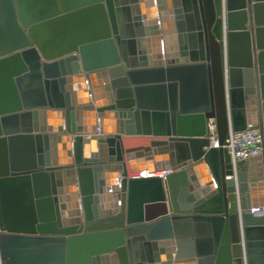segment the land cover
I'll return each mask as SVG.
<instances>
[{
    "label": "water",
    "instance_id": "water-1",
    "mask_svg": "<svg viewBox=\"0 0 264 264\" xmlns=\"http://www.w3.org/2000/svg\"><path fill=\"white\" fill-rule=\"evenodd\" d=\"M171 3L0 0V264H264V0Z\"/></svg>",
    "mask_w": 264,
    "mask_h": 264
},
{
    "label": "built area",
    "instance_id": "built-area-1",
    "mask_svg": "<svg viewBox=\"0 0 264 264\" xmlns=\"http://www.w3.org/2000/svg\"><path fill=\"white\" fill-rule=\"evenodd\" d=\"M208 131L213 145L217 143V126L215 119H209ZM224 147L231 155L233 162L252 159L262 152V137L257 127L248 126L241 131L229 130ZM141 175H145L144 172Z\"/></svg>",
    "mask_w": 264,
    "mask_h": 264
},
{
    "label": "crops",
    "instance_id": "crops-1",
    "mask_svg": "<svg viewBox=\"0 0 264 264\" xmlns=\"http://www.w3.org/2000/svg\"><path fill=\"white\" fill-rule=\"evenodd\" d=\"M165 4H167L168 6L171 7V4H172L171 3V0H165ZM165 30L168 32L166 34V36L169 37L168 38V47H169V50L173 51L174 50V46H176L178 44L177 43L176 34L173 32V30H174V24H173V22L167 21L166 22V26H165ZM147 46L149 47L150 45L147 43ZM151 48H152V51H153V47H151ZM84 148H86V145L84 146ZM56 150H57L56 153H59V152L62 151V149L59 146H58V148ZM203 170H204L203 168L202 169H200V168H195L194 169V172H195L198 180H200L202 178V176H203ZM159 173H161V172H157L156 175L159 174ZM258 211H261V210L258 209Z\"/></svg>",
    "mask_w": 264,
    "mask_h": 264
},
{
    "label": "bare ground",
    "instance_id": "bare-ground-1",
    "mask_svg": "<svg viewBox=\"0 0 264 264\" xmlns=\"http://www.w3.org/2000/svg\"><path fill=\"white\" fill-rule=\"evenodd\" d=\"M144 173L146 174V172H144ZM157 175H163V173L161 172V173H159V174H157ZM258 209H260L261 211L263 210V208L260 207V208H255V209H253V211H258Z\"/></svg>",
    "mask_w": 264,
    "mask_h": 264
}]
</instances>
